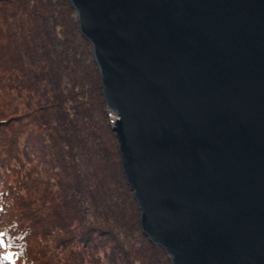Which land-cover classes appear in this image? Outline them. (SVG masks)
<instances>
[{
	"label": "water",
	"instance_id": "95a60500",
	"mask_svg": "<svg viewBox=\"0 0 264 264\" xmlns=\"http://www.w3.org/2000/svg\"><path fill=\"white\" fill-rule=\"evenodd\" d=\"M143 234L171 264H264V0H70Z\"/></svg>",
	"mask_w": 264,
	"mask_h": 264
},
{
	"label": "trees",
	"instance_id": "16d2710c",
	"mask_svg": "<svg viewBox=\"0 0 264 264\" xmlns=\"http://www.w3.org/2000/svg\"><path fill=\"white\" fill-rule=\"evenodd\" d=\"M59 2V0H32V8L29 6V11L26 12L31 18L34 19L36 16L41 21L38 26L39 30L41 29L40 35L37 34L35 39L21 37L25 38L22 47L24 56L29 61V67H25L21 54L17 53L18 44L9 40L3 31L0 32V89L9 76L12 81L20 72L23 78L21 86L28 93V102L24 109L26 112L29 109L28 116L34 113L33 106L35 105L32 99H36L37 96L39 97L38 103L41 102L40 97L42 96L43 102H46L44 108L51 109L44 121L48 125L50 122L53 123L54 126L50 130L55 132L47 133L46 141L48 145H52V149H56V155L65 160L66 170L75 175L73 184L68 185L69 191L73 188V195L71 193L68 195L69 191L67 195L75 200L74 207L77 212L79 210L80 215H83L79 208L85 201L100 215H102L101 209L104 208L106 218L103 223H105L109 218L106 216L107 210L111 209L112 202L116 203L113 199L118 193L120 200L125 198L124 200L134 210L135 216L132 217L134 230L141 232L142 243L145 245L140 255L147 264H171L166 250L143 234L140 222L141 211L138 209L134 193L127 184L122 169L119 142L108 117L109 109L103 95L102 79L96 63L94 47L82 37L78 15L70 0L61 1L64 2L62 3L63 8H59ZM61 27L62 32L58 34V28L61 29ZM72 38L81 41L76 40L79 46L78 44L73 45L75 42L71 40ZM80 48L85 51V59L80 58L82 54L77 51ZM39 49L43 52L41 57L36 56L40 64L38 69L34 70L35 53L38 55ZM21 86L12 84L11 89L19 91L20 88L22 92ZM15 112L20 113L21 111L16 109ZM22 114L24 112L19 118ZM10 121L6 119L1 123L8 124ZM24 149L28 150L26 153L30 161L32 151L29 144ZM1 150L3 155L0 151V173L2 164L11 165L13 159H17V168L21 172L24 171L25 159L20 154L19 141L16 138H12L8 146ZM79 156L82 164L84 163L87 168L86 179H84L86 172L81 173L80 162H77ZM72 158H75V163L70 162V165H67ZM21 172L14 173V175H22ZM91 176L97 179L96 184L87 182ZM22 179V177L19 179V185L10 189V193L14 195V203L4 206L5 214L8 213L9 206L14 208L19 204L22 205L21 201L25 199L22 192L28 189V186L25 181H21ZM65 188L64 191H66ZM30 203L31 200L25 201L23 205L27 209L26 216L23 213L19 214L15 216L12 224L5 226L4 241L17 248L21 264L35 263L27 252L29 239L36 236L35 228H37L39 219L35 212L30 214L29 210L32 207Z\"/></svg>",
	"mask_w": 264,
	"mask_h": 264
},
{
	"label": "rangeland",
	"instance_id": "374dc122",
	"mask_svg": "<svg viewBox=\"0 0 264 264\" xmlns=\"http://www.w3.org/2000/svg\"><path fill=\"white\" fill-rule=\"evenodd\" d=\"M59 1V8H63L62 3L64 2H61L63 0ZM29 6H32V0H0V32L3 31L9 40L18 44L17 53L21 54L25 67H29V61L24 56L22 42L25 38L33 39L37 34L40 35L41 30L38 27L41 21L36 16L33 19L27 15ZM59 18L62 19V17ZM61 32L62 27L58 28L57 33L61 34ZM71 40L76 46L77 41L81 42L77 38ZM61 47L63 48L62 45ZM39 50L38 55L35 53L34 70H37L40 64L36 56L41 57L43 51ZM77 51L82 54L80 58H86L85 51L81 48ZM10 78L11 76L5 80L0 89V151L3 155L1 149L6 148L12 138H16L19 141L20 154L25 159L26 168L22 173L17 168V159H13L11 165L2 164L0 173V264H21L17 248L4 241L5 226L12 224L15 216L19 214L23 213L26 216L27 209L23 205L29 200L32 205L29 210L30 214L35 212L39 219L37 228H35L36 236L28 241L27 253L35 261L34 264H147L140 255L145 245L142 243L141 232L134 230L132 219L135 216L134 210L124 200L125 198L120 200L118 193L114 196L113 200L116 203L112 202L111 209L107 210L106 216L110 219L107 218L105 223H103L106 218L104 208L101 209L104 215L102 216L85 201L79 208L83 215H80L79 210L77 212L74 207L75 200L72 196L68 197L70 193L73 195V188L69 191L68 185L73 184L75 175L66 170L65 160L59 158L56 155V149H52V145L50 143L48 145L46 141L47 133L55 132L50 130L54 124L50 122L48 125L44 121L51 109L44 108L46 102H43V97L40 95V103H38V96L32 99L35 105L33 106L34 113L28 116L29 109L27 112L24 111L25 104L28 102V93L21 86L22 73L18 72L12 81ZM12 84L21 86L23 91L20 92V88L19 91L11 89ZM16 109L21 112L16 113ZM22 112L24 114L20 119ZM6 119L11 121L8 124L1 123ZM27 144L32 151L30 161L26 153L28 150L24 149ZM74 161L75 158H72L67 165H70V162L74 164ZM77 162H80L81 173H85L87 168L84 163L82 164L80 156ZM17 172H21L22 175H14ZM87 175L88 172L84 179ZM21 177L23 178L21 181H25L28 186V189L22 192L25 199H22V205L19 204L14 208L9 206L8 213L5 214L3 208L7 204L14 203V195L10 192L19 185ZM88 179L87 182L97 183V179L93 176ZM115 188L117 190V187Z\"/></svg>",
	"mask_w": 264,
	"mask_h": 264
},
{
	"label": "built area",
	"instance_id": "2783aa9c",
	"mask_svg": "<svg viewBox=\"0 0 264 264\" xmlns=\"http://www.w3.org/2000/svg\"><path fill=\"white\" fill-rule=\"evenodd\" d=\"M110 117H111V120H112L113 122H115L116 114H115L112 110H110Z\"/></svg>",
	"mask_w": 264,
	"mask_h": 264
},
{
	"label": "bare ground",
	"instance_id": "6f19581e",
	"mask_svg": "<svg viewBox=\"0 0 264 264\" xmlns=\"http://www.w3.org/2000/svg\"><path fill=\"white\" fill-rule=\"evenodd\" d=\"M108 117H109V120H110V124L112 125V127H113V125H114V122L111 120V117H110V110H108Z\"/></svg>",
	"mask_w": 264,
	"mask_h": 264
}]
</instances>
